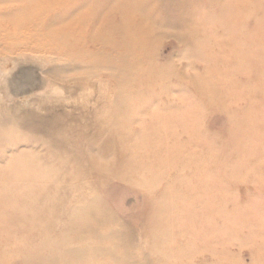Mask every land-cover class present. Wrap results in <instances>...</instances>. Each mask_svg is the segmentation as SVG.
<instances>
[{
  "label": "rangeland",
  "instance_id": "374dc122",
  "mask_svg": "<svg viewBox=\"0 0 264 264\" xmlns=\"http://www.w3.org/2000/svg\"><path fill=\"white\" fill-rule=\"evenodd\" d=\"M232 1L217 0L226 7ZM244 1L239 17L233 7L223 19L195 13L186 25L200 26V31L189 38L153 28L151 62L142 66L169 77L155 81L154 87L145 78L142 83L132 80L125 92L128 100H137L148 87L152 97L145 109L132 108L133 119L122 137L131 148L116 154L130 160L131 152L133 165L144 155L134 145L161 140L172 150V167L154 152L143 177L121 168L130 178L126 181L114 179L116 172L94 176L86 168L87 153L95 157L91 138L103 135L114 112L120 116L124 111L117 104L111 71L91 62L115 60L120 51L92 43L83 59L71 47L58 50L46 36L52 13L25 25L15 11L26 3L0 0V171L12 172L10 160L15 170L53 164V156L61 153L74 162L72 172L82 173L69 183L66 197L57 184L36 191L34 187L43 186L39 182L8 181L12 187L20 183L10 200L15 205L21 203L20 195L28 199L24 201L29 210H24L31 223L20 221L10 230L0 227V264H22L26 251L64 264L66 249L77 246L84 256L79 261L66 258L69 264H264V0ZM155 6L138 8L148 11ZM194 85L211 96L202 100ZM160 114L171 116L172 123L154 134L151 126ZM184 118L186 127L179 123ZM44 122L55 123V128L31 127ZM96 199L116 220L94 226L97 236L121 229L123 242L91 235L78 242L72 234L63 242L68 213ZM149 212L157 223L155 234L143 225ZM95 248L107 254L95 256Z\"/></svg>",
  "mask_w": 264,
  "mask_h": 264
},
{
  "label": "bare ground",
  "instance_id": "6f19581e",
  "mask_svg": "<svg viewBox=\"0 0 264 264\" xmlns=\"http://www.w3.org/2000/svg\"><path fill=\"white\" fill-rule=\"evenodd\" d=\"M19 1H24L26 3L25 7L21 9L19 8L17 11H15V13L22 18L23 23H25V25L34 20L35 18L38 19L49 13L53 14L50 24L47 26L46 36L47 38L51 39V44L58 50H64L66 48L71 47L77 50L76 52L82 55L81 58L83 59L87 57V47L90 46L92 43H100L102 46H110L112 49L120 51V54L115 60L106 57L102 60L94 59L91 62V64H93L94 66H97V64H104L106 65L107 69L111 71L112 74H110V76L113 77V80L116 83L118 96L117 104L118 106L123 108L124 111L120 113V116L117 115V112H114L106 121V127L102 131L103 135L99 137L94 136L91 138V145H95L96 147L94 153L95 157H93L89 152L87 153L88 163L86 168L87 170L93 172L94 176H98V174L100 175L101 173L113 174L111 172H116L113 175L114 179L126 181L130 178L128 175H125L123 171H121V168L126 167L131 170H135L134 173L138 174L139 176L142 175L143 177L148 171V165L146 163L147 159L152 156L154 152L159 151L161 155H159L158 160L162 159L163 161H166L168 163L169 167H172V150L166 149L164 146L165 143H163L161 140H157L158 143H154V140H145L144 142L141 141L137 145H134L139 152L143 151L144 155L141 157L139 156V160L133 165L132 153L128 152L127 155L130 159L128 160L122 157L123 155H121L122 153L120 152L122 149L128 151L131 148V145H129L128 141H124L122 137H125V129H127L133 119L134 112H132V108L137 106L145 109V107H147L148 105L149 99H151L150 96L152 97V87H148L146 88L147 91H144V93H140V97L137 98V100H128V95L125 94V92L126 90L130 89V87L133 85L131 84L132 80L142 83L141 80L145 78L147 80L148 85L152 84L153 86V83L155 81H163V79L169 77V75H164L161 70H159L158 72H152V70L154 69L149 65H146V68H143L142 66L143 63L151 62V52H149V50L152 48L153 44L151 38L153 34V28H164L167 30V33L169 35H176L180 39L184 37L189 38V36L191 37L193 35H197L200 31V26L197 27L195 24H193L192 26L186 25L189 23V18L193 17L195 13L201 15V17L203 16L205 19L210 18L212 15H214L216 18L223 19L224 15H226L227 13L230 12L232 14L233 7V14L236 15V17H239L237 16L239 15V13H241V15L244 14V12L240 11V7L242 5H246L244 0H233L231 3H229L228 7H226L225 2L218 3L217 0H203V6L198 2L200 0ZM148 4H155L156 6L155 8H152L148 11H143L139 9L140 7ZM138 6L140 7L138 8ZM202 12L204 13L202 14ZM209 13H211V16L209 15L210 17L208 16ZM141 18L146 19L141 22ZM204 21L206 22V20ZM223 27L225 26L223 25ZM256 30L263 32V30H261V27H257ZM193 40L195 43L196 39ZM187 44L189 46V43ZM198 46L199 45H197V47ZM73 58L79 59V57ZM206 83L207 82H205V85ZM193 87V91L198 94L202 100L204 98L205 101L208 99V96H211V93L205 92L204 89L198 88V86L196 85H194ZM187 120V118H184L179 123L182 126L186 127V124L188 123ZM170 123H172L171 116H166V114H160L156 118L154 126H151V129L154 134H156V132H159L162 129L166 130ZM54 124L55 123L49 124V122H44L37 123L31 127L36 130H41L44 127H52L54 129ZM112 135L114 136L111 137ZM4 137V139H8L9 135ZM31 141H36V139L32 138ZM104 141H106L107 144H105ZM87 145H89V143ZM116 153L121 154L117 155ZM111 156L115 157L112 162L101 163L104 162V159H108ZM53 158L55 159L53 164L45 162L43 164L33 163L27 164L22 168H17L16 170L14 169V162L10 160L11 162L10 164L8 162V166H11L13 168L12 172H10V174L8 175H2L3 172L2 170L0 171V189L2 191L4 190L5 192L4 196L0 192V227L2 226L3 228L10 230L11 227L16 226L17 223L20 221H24L25 225H30L31 223L29 215L30 213L24 210V208H27L29 210V205H26L25 202H28V199L20 195L18 199L21 201V203H16L15 205H13L10 200L11 194H17L19 186H21L20 183H18L16 187H12V185L9 184L8 181L13 178H15L16 181L26 180L27 182H39V184L43 186L39 189L38 187H34L36 191H44V184H57L60 188V193L62 192L65 197L67 196V193H65V191L68 188L69 183L73 181V179L80 177L82 173L81 171L72 172V170L69 169V167L74 164V162L69 159V156L67 154L60 153L58 155H54ZM132 167L134 168L132 169ZM153 168H155V166ZM58 181L60 182L58 183ZM142 184H145V182L142 181ZM26 189L29 190L28 188ZM73 191H78V188ZM152 203L154 202L152 201ZM82 205L84 206H76L68 213V221L65 223V227L63 228L64 230H62L64 231V237L62 240L63 242L66 237H68V235L70 234H72V236H74V238L77 239L78 242L80 239H84L85 235H91L92 237L95 236L97 239H108L109 241H113L116 243L118 241L123 242L122 239L124 238L125 233H123L121 229L111 230L108 235L105 234V237L97 236L99 232L96 233V229L94 228V226H103L107 223L116 224V220L114 219V217H112V214L106 213V209H102V204L100 205V202L97 199L85 200ZM1 207H3V209L8 210V212L6 214L3 213L1 211ZM3 211L5 212V210ZM27 213L29 217L27 216ZM149 214L151 213L149 212ZM143 225L148 228H153L154 232V229H156L157 227V223L154 222V220L152 219V214L147 215L144 218ZM149 231L151 233L152 230ZM13 234H8V241L11 240ZM77 244L79 245L80 243ZM64 254L65 255L64 257H62V261L64 262V264H69L66 258L69 257L75 261H79L83 258L84 251L77 246L73 249H66ZM93 254L95 256L106 255L107 251L103 250L102 248H95ZM22 264H53V262L45 255H40V252L37 254H31L30 251H26Z\"/></svg>",
  "mask_w": 264,
  "mask_h": 264
}]
</instances>
